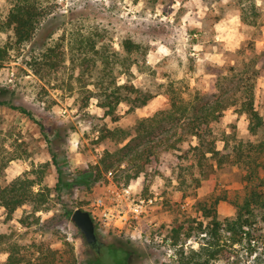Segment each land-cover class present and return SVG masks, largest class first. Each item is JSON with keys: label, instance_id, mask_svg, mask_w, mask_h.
<instances>
[{"label": "rangeland", "instance_id": "rangeland-1", "mask_svg": "<svg viewBox=\"0 0 264 264\" xmlns=\"http://www.w3.org/2000/svg\"><path fill=\"white\" fill-rule=\"evenodd\" d=\"M53 1L55 14L45 22L34 44L43 42L56 27L50 44L65 37L75 24L98 29L117 59L113 68L116 81L131 82L154 96L135 110H129L126 103L120 104L119 118L114 120L104 114L95 96L102 87L96 76L98 68L92 69V75L86 73V81L82 82L78 79L80 66L66 59L57 74L42 79L22 63L31 45L20 54L12 51L11 60L0 70V100L26 107L35 119L6 104L0 105V182L7 183L32 167L49 162L51 172L44 183L51 193L48 202L36 212L38 222L28 226L19 222L24 210L17 209L10 215L0 206V234L19 243L22 251L33 259L41 255L38 251L41 247L48 253L44 256L47 257L45 264H176L175 258L168 257L157 244L137 238L131 229L122 227H95L102 243L98 251L86 241L69 210L85 209L102 193L106 179L104 171L97 167L98 161L104 149H120L127 141L98 140V129L103 124L131 128L137 117L165 107L164 91L170 81L181 85L185 95L195 90L214 92L211 84L218 74H231L232 67L237 70L244 61V48L254 46L258 52L256 104L264 116V0ZM249 4H254V8L250 7L251 13H259L260 30L256 32L241 20L243 7ZM8 7L7 0H0V21ZM9 36L10 32L0 30V45ZM126 37L139 44V49L129 55L122 47ZM254 50L250 51L251 55ZM247 124L244 114L232 107L225 109L214 123L218 146L226 135L245 136ZM172 151L180 152L171 149L166 155L172 156ZM53 154L61 165V174L53 163ZM89 167L95 171L91 180L80 179V173ZM135 167L130 161L116 163L113 167L116 179L124 180L126 173L135 172ZM60 175L71 182L69 188L57 189ZM130 184L137 193L148 196L158 192L162 197L150 212L156 224L144 221L143 233L165 234L173 240V227L178 223L187 225L194 217L204 219L197 210L198 198L225 192L233 196L242 193L244 187L242 169L236 164L216 167L213 177L197 186L189 173L185 180L179 181L176 172L165 164L158 173L145 165ZM217 211L223 218L234 215L236 208L229 200H221ZM182 231L184 235L186 226ZM189 239L196 244L194 238ZM110 246L121 249V256L111 249L108 253ZM237 247L221 254L214 264H264V253L263 260L255 262L260 249L248 256ZM4 257L5 252H0V261Z\"/></svg>", "mask_w": 264, "mask_h": 264}, {"label": "trees", "instance_id": "trees-1", "mask_svg": "<svg viewBox=\"0 0 264 264\" xmlns=\"http://www.w3.org/2000/svg\"><path fill=\"white\" fill-rule=\"evenodd\" d=\"M7 1L9 7L0 21V30L10 32V36L5 44L0 45V70L11 60L12 51L20 54L28 45L32 48L28 50L27 57L22 63L42 79L46 75L57 74L66 59L80 66L78 79L82 82L86 81V73L92 75V69L98 68L96 76L102 87L95 92V96L104 114L114 120L119 118L120 104L126 103L129 110H135L147 104L154 96L131 82L116 81L113 68L117 59L112 54L110 45L104 40L105 35L102 31L78 27L75 24L65 37L50 44L49 39L57 31L56 27L48 33L47 40L36 45L34 42L44 29L45 22L55 14V2ZM250 7L254 8V4L243 7L241 20L249 30L256 32L260 30L257 24L259 13L257 11L251 13ZM122 47L129 55L139 49V44L126 37L122 40ZM254 48V46L244 48V61L237 70L232 67L231 74H218L211 84L214 92L195 90L185 95L182 86L173 80L168 82L164 91L165 107L151 115L137 117L131 128L119 125L108 127L103 124L98 129V140L108 139L118 143L127 139L120 149L114 151L104 149L97 164L105 175L108 170L114 169L116 163L120 165L121 161L132 162L136 166L133 174L126 173L124 180L115 177L117 181L127 184L135 180L145 165L151 166L153 172L158 173L165 164L176 172L179 181L185 180L189 173L195 186L201 184L202 180L209 181L216 167L224 164H236L242 169L244 183L242 193L231 196L225 192L198 198L197 210L204 219L197 220L194 217L187 225L178 223L173 227L174 244L183 243L191 237L198 241L196 248L176 246V264H214L221 254L236 249L234 244L246 251L248 256L260 249L255 262L260 263L263 260L264 225L258 224L264 223V116L256 104L258 52ZM253 50L254 55L253 53L251 55L250 51ZM2 104L35 119L22 105L0 100V105ZM230 107L247 117V133L242 137L226 135L222 137V145L219 147L214 133V123L219 120L224 110ZM184 142L186 145L183 147ZM171 149L180 152L172 151L173 155L169 157L166 153ZM55 154L52 160L61 174V165ZM50 172L49 162H44L7 183L0 182V206L10 215L17 209L24 210L23 216L19 218L23 226L37 223L39 219L36 212L48 202L51 193L50 187L44 183L46 175ZM94 172L92 167L85 168L78 177L89 181ZM59 181L58 190L62 189V186L64 188L71 186V182L65 181L61 175ZM35 186L38 188L35 189ZM221 200H229L235 206L234 215L223 218L218 215L217 205ZM74 209L75 207L69 212L72 213ZM98 226L95 222V227ZM185 226L186 231L182 235ZM182 236L184 237L180 241ZM252 240H255L254 244ZM1 245L0 252H5V259L0 261V264L46 263L47 257L44 256L48 253L41 247H38L41 255L33 259L22 251L19 243L11 241L5 234H0ZM110 249L121 256V249L110 246L108 253Z\"/></svg>", "mask_w": 264, "mask_h": 264}, {"label": "built area", "instance_id": "built-area-1", "mask_svg": "<svg viewBox=\"0 0 264 264\" xmlns=\"http://www.w3.org/2000/svg\"><path fill=\"white\" fill-rule=\"evenodd\" d=\"M105 177L102 193L97 195L89 206L85 207L90 212L94 223L96 222L100 228L122 227L131 229L134 236L148 243L157 244L171 258L177 256L176 246L188 248L198 244L196 240V244L193 245L191 239L184 243L174 244L173 239L165 234L156 233L151 236L148 233H143L142 224L144 221L148 224H156L150 218V212L155 207L157 200L162 198L161 195L158 192L148 196L137 193L132 184L117 181L112 169L105 173ZM252 243L254 244L255 240H252ZM237 246L234 244V247ZM251 255H255V253Z\"/></svg>", "mask_w": 264, "mask_h": 264}, {"label": "water", "instance_id": "water-1", "mask_svg": "<svg viewBox=\"0 0 264 264\" xmlns=\"http://www.w3.org/2000/svg\"><path fill=\"white\" fill-rule=\"evenodd\" d=\"M71 219L83 233L86 241L93 246H98L99 239L90 212L84 208L77 207L72 212Z\"/></svg>", "mask_w": 264, "mask_h": 264}, {"label": "flooded vegetation", "instance_id": "flooded-vegetation-1", "mask_svg": "<svg viewBox=\"0 0 264 264\" xmlns=\"http://www.w3.org/2000/svg\"><path fill=\"white\" fill-rule=\"evenodd\" d=\"M97 248L98 251H100L101 247H102V243L99 241L98 246H95Z\"/></svg>", "mask_w": 264, "mask_h": 264}, {"label": "crops", "instance_id": "crops-1", "mask_svg": "<svg viewBox=\"0 0 264 264\" xmlns=\"http://www.w3.org/2000/svg\"><path fill=\"white\" fill-rule=\"evenodd\" d=\"M4 259H5V257H4ZM4 259H3V260H4Z\"/></svg>", "mask_w": 264, "mask_h": 264}]
</instances>
